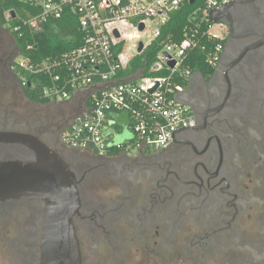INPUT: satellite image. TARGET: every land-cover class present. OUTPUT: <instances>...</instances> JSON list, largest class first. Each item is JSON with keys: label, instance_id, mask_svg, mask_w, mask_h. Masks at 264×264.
<instances>
[{"label": "flooded vegetation", "instance_id": "obj_1", "mask_svg": "<svg viewBox=\"0 0 264 264\" xmlns=\"http://www.w3.org/2000/svg\"><path fill=\"white\" fill-rule=\"evenodd\" d=\"M224 21L216 68L179 97L194 126L165 149L104 157L63 143L62 105L48 114L26 97L0 24V132L37 137L72 172L81 264H264V0L234 2ZM2 160L33 157L0 143ZM42 220L39 201L0 202V264H39Z\"/></svg>", "mask_w": 264, "mask_h": 264}, {"label": "built area", "instance_id": "obj_2", "mask_svg": "<svg viewBox=\"0 0 264 264\" xmlns=\"http://www.w3.org/2000/svg\"><path fill=\"white\" fill-rule=\"evenodd\" d=\"M20 1L23 17L14 10L5 13L4 25L11 33L21 37L25 30L37 36L52 23L70 19L80 43L58 57L39 61L19 53L13 68L22 87L31 80L47 105L71 101L82 93V110L62 141L71 149L92 150L104 157L165 149L177 134L194 126L192 112L179 97L193 75L201 74L194 68L197 53L216 68L227 33L225 24L213 23L212 18L235 0ZM183 10L184 22L176 35L167 26ZM214 28L221 29L222 36L214 35ZM211 41L217 42L208 50L206 42ZM137 59L142 66L149 62L148 67L131 70ZM121 113L128 117L126 128L132 138L117 144L114 139L120 130H115L113 117Z\"/></svg>", "mask_w": 264, "mask_h": 264}, {"label": "water", "instance_id": "obj_3", "mask_svg": "<svg viewBox=\"0 0 264 264\" xmlns=\"http://www.w3.org/2000/svg\"><path fill=\"white\" fill-rule=\"evenodd\" d=\"M220 9L213 23H224L229 7ZM143 29V26L140 27ZM259 44L264 46V31ZM142 45L139 47L141 51ZM154 90H151L152 93ZM0 143L18 144L27 149L32 161H0V202L36 200L42 207L39 264H81L73 218L80 198L74 176L58 153L30 134L0 132Z\"/></svg>", "mask_w": 264, "mask_h": 264}, {"label": "trees", "instance_id": "obj_4", "mask_svg": "<svg viewBox=\"0 0 264 264\" xmlns=\"http://www.w3.org/2000/svg\"><path fill=\"white\" fill-rule=\"evenodd\" d=\"M14 10L15 13L21 17L24 16L25 7L23 2L20 0H0V24L3 25L4 14L9 11ZM185 18V10L177 13L170 23L168 24L167 28L176 33V35H180V30L182 28L183 22ZM11 25H16V22L10 20ZM73 21L70 19H64L62 21H58L52 23L51 25L47 26L46 32L42 33L37 36H31L30 34L26 33L25 30L22 32V36L19 37L18 34H13L15 37L16 45L18 51L21 55L31 58L33 61H39L45 58H55L60 56L62 53L71 50L77 47L80 43L78 41L79 34H77L75 28L72 26ZM217 41L206 42L207 49L210 50L214 47ZM32 46L30 50L28 47ZM153 53L156 54L158 48L152 46L151 48ZM199 60L197 65H195V70L199 71L200 73H211L213 69H211L205 63V56L199 52ZM149 65V62L142 66L139 64V60L137 59L131 66V70L142 68L146 69ZM16 76L18 77V71H14ZM146 73V72H145ZM123 75V74H121ZM25 95L26 97L35 103L38 104H47L44 100L40 99L37 90L31 87V80L30 85L25 86ZM70 128L68 126L67 130ZM116 131H119V127H115ZM110 154H117V153H110Z\"/></svg>", "mask_w": 264, "mask_h": 264}, {"label": "rangeland", "instance_id": "obj_5", "mask_svg": "<svg viewBox=\"0 0 264 264\" xmlns=\"http://www.w3.org/2000/svg\"><path fill=\"white\" fill-rule=\"evenodd\" d=\"M223 27H225L224 25H223ZM213 34L214 35H216V36H218V37H220V36H222V30L221 29H219V28H214L213 29ZM57 107L56 106H53V105H47L46 107H45V109L46 110H43V112L45 113V111L46 112H48V114H52V113H54V110L56 109ZM64 109H65V111H66V116L68 117L67 118V123H66V125L67 124H70L71 123V121H72V118L75 116V115H77L78 114V111H76V109H74V108H71L70 106H65L64 107ZM20 111V110H19ZM65 125V126H66ZM62 129H64V127H62ZM132 138V134H131V132H130V130L128 129V128H126V127H123V129L119 132V133H117L116 135H115V139H114V142L115 143H117V144H120V143H126V142H128L130 139Z\"/></svg>", "mask_w": 264, "mask_h": 264}, {"label": "crops", "instance_id": "obj_6", "mask_svg": "<svg viewBox=\"0 0 264 264\" xmlns=\"http://www.w3.org/2000/svg\"><path fill=\"white\" fill-rule=\"evenodd\" d=\"M81 98H83L82 93H79L71 101L64 102L63 104L58 103V105H62L63 107L70 106L71 108L76 109V111H78L79 113L82 110V105L84 101V100H80ZM56 105L57 104H54L53 106H56ZM113 119L118 124L117 127L120 128V131L123 129V127H126V125L128 124V117L124 113L114 116Z\"/></svg>", "mask_w": 264, "mask_h": 264}]
</instances>
